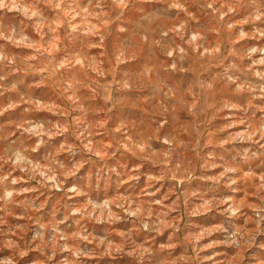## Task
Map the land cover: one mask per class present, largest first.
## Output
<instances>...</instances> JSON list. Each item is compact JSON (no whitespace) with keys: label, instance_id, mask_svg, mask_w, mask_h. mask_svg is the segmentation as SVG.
<instances>
[{"label":"clouds","instance_id":"clouds-1","mask_svg":"<svg viewBox=\"0 0 264 264\" xmlns=\"http://www.w3.org/2000/svg\"><path fill=\"white\" fill-rule=\"evenodd\" d=\"M0 264H264V0H0Z\"/></svg>","mask_w":264,"mask_h":264}]
</instances>
